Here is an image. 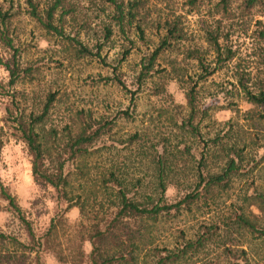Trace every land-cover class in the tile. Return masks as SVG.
I'll list each match as a JSON object with an SVG mask.
<instances>
[{
  "label": "trees",
  "instance_id": "obj_1",
  "mask_svg": "<svg viewBox=\"0 0 264 264\" xmlns=\"http://www.w3.org/2000/svg\"><path fill=\"white\" fill-rule=\"evenodd\" d=\"M173 1H99L108 22L103 27L104 42L117 31L128 46L118 63L134 46L144 47L134 76L136 92L144 90L158 72L164 81L154 85V96L165 94L169 80L186 88L185 113L178 111L182 106L173 105L159 108L155 119L149 120L152 123L166 115L170 124L167 136L150 133L148 126L120 133V122L136 121L133 98L131 110L117 111L111 118L94 116L90 110H68L61 126L51 120L57 103L55 93H47L41 104L28 110L13 99L5 104L0 153L5 125L10 136L24 145L32 180L47 191L53 211L44 226L36 229L0 178V212L12 214L28 239L24 243L0 232V264H45V255H51L57 264L264 262V178H256L260 165L264 171L261 22H257L260 29L255 31V44L262 71L257 67L247 72L237 69L232 75L236 82L233 89L248 106L242 112L243 121L259 131H248L243 124L229 120L220 128V123L207 115L209 107H198L196 97L198 83L236 59L226 27L237 14L260 13L264 0H182L185 14L206 9L207 16L203 22L204 48L188 46L182 52V60L195 64L198 71L194 85H186L183 69L174 61L168 69H157L167 52L187 41L184 15L172 11ZM76 10L70 0L0 1V67L7 72L8 88L31 82L34 72L22 66V51L10 32L11 21L21 12L45 35L63 43L69 58L106 64L100 56L102 44L90 48L78 34L66 33V19L73 18ZM147 30L154 32L155 41L147 37ZM113 72V77L98 82L115 81L126 88L115 67ZM253 72L263 76H252ZM0 88L4 91L2 84ZM225 95L234 93L226 91ZM228 106L237 110L235 104ZM202 128L207 130L204 134ZM169 190L174 191L172 196ZM226 202V213L222 211L216 220L202 212L203 207H214L215 211ZM71 209L77 210L74 222L66 216ZM222 233L234 236L236 243L228 244L233 240L224 239Z\"/></svg>",
  "mask_w": 264,
  "mask_h": 264
},
{
  "label": "rangeland",
  "instance_id": "obj_2",
  "mask_svg": "<svg viewBox=\"0 0 264 264\" xmlns=\"http://www.w3.org/2000/svg\"><path fill=\"white\" fill-rule=\"evenodd\" d=\"M42 1L47 2L48 0ZM70 1L76 5L77 10L73 18L66 19V33L71 36L78 34L83 44L90 48L102 44L100 56L106 64L103 65L96 59L74 60L69 58L63 43L60 44L55 38L45 35L26 14L21 12L11 21L10 32L16 47L22 51V66L31 67L34 72L30 77L31 82L8 88L7 72L0 67V84L3 85L5 91L0 88V123L4 124V106L12 99L28 110L37 103L41 104L47 93H55L57 103L52 111L51 120L54 125L61 126L64 123L63 117L68 113V110H90L94 116L111 118L117 111L126 108L131 110V98H133V104L136 106V121L133 124L120 122V133L148 126L150 133L167 136L169 134L167 127H170V124L166 121V115H162L163 119L155 120L152 123L149 120L151 118L155 119L159 108L166 109L165 107H173V105L182 106L178 111L185 113L184 92L186 88H181L179 82L175 80H169L165 85V94L154 96L152 92L154 85L164 81V76L159 78L163 75L162 72H158L153 74L152 82H149L144 90L136 92L134 76L137 73L144 47L139 49L137 45L134 46L119 64L118 61L125 50L128 49V46L117 31L113 33L108 41L104 42L103 27L108 22L106 13L102 11L103 7L99 3L100 0ZM236 5L237 3H235ZM182 6V0H174L170 5L174 13L184 15L187 41L176 47L174 51L167 52L159 61L157 69L161 71L165 67L168 69V64L174 61L183 69L181 71L184 73L183 79L186 81V85H194L198 71L195 64L182 60V52L183 48L188 46L204 48L202 35L203 28H205L203 22L207 19L206 9L200 10L199 14H185L186 8H182ZM258 21L262 23L264 30V9L260 13L250 14L246 17H240L237 14V18L231 22L230 26L226 27L230 33L231 45L236 51V59L204 83H198L196 86L198 107L201 110L209 107L207 115L212 119H216L220 123V128L224 126L225 121L229 120L232 124L236 122L238 125L243 124L248 131L251 128L258 131L260 129L253 128L249 123L243 121L242 112L248 106L233 89L236 82L232 78L234 71L237 69H244L247 72L257 67L262 71L258 66L257 45L255 44V31L260 29L257 24ZM146 35L152 41H155L154 32L147 30ZM114 67L116 74L119 75L126 88L118 85L115 81L98 82L100 78L113 77L115 74L113 72ZM253 75H258L260 78L263 76L262 73L256 74L255 72H253ZM226 91H232L234 95H225ZM131 92H134V94L132 95ZM229 103L235 104L237 110H229ZM204 126L205 121L202 123V127ZM206 131V128H202L203 134ZM254 132L250 133L254 134ZM3 133V146L0 153V178L16 197L19 206L25 211L26 216L33 222L35 228L40 229L52 214L53 203L46 197L47 191L33 182L30 174L29 157L24 145L10 136L8 126H3ZM262 167L261 165L258 167V173L256 174L258 181L264 178V171L260 170ZM168 194L172 196L174 191L169 190ZM228 203L219 205L215 211H212L214 207H211L210 210L203 207L202 212L206 213V218L216 220V217L223 213L222 211L226 213ZM66 216L70 222H74L78 216L77 210L71 209ZM0 232L15 236L24 243L28 241L21 224L12 214L4 210L0 212ZM221 236L224 239L228 237L233 240L228 244L236 243L234 236H226L225 233H222ZM89 249V245L86 244V252ZM44 260L45 264H57L51 255H45ZM261 264H264V262Z\"/></svg>",
  "mask_w": 264,
  "mask_h": 264
}]
</instances>
